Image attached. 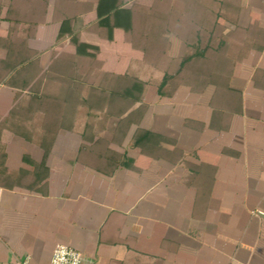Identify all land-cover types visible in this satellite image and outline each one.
I'll use <instances>...</instances> for the list:
<instances>
[{
	"label": "crops",
	"instance_id": "1",
	"mask_svg": "<svg viewBox=\"0 0 264 264\" xmlns=\"http://www.w3.org/2000/svg\"><path fill=\"white\" fill-rule=\"evenodd\" d=\"M119 1L0 0V264H264V0Z\"/></svg>",
	"mask_w": 264,
	"mask_h": 264
},
{
	"label": "trees",
	"instance_id": "2",
	"mask_svg": "<svg viewBox=\"0 0 264 264\" xmlns=\"http://www.w3.org/2000/svg\"><path fill=\"white\" fill-rule=\"evenodd\" d=\"M110 5V8L103 13L100 17V10L98 11V24L101 27H105L108 30V38L109 40L113 39V30L115 28H122L127 32H130L132 30V13L136 12L139 15H150V14H155L157 12L159 13H171V7H156V6H130V7H125L123 3L119 0H114ZM120 2V3H119ZM191 7H184V6H176L174 7V13H188V10ZM194 8V7H193ZM209 8V7H208ZM168 9V10H167ZM200 11V9H199ZM218 9H216L217 13ZM192 12H198L196 8L192 9ZM214 14V13H213ZM142 21H139L138 23L140 24ZM148 24V23H147ZM151 24V23H150ZM152 25V24H151ZM71 42L73 45L76 47V52L78 56L82 57H89V58H95L96 55L93 53H87V48H90L92 50H97V48L88 46L87 44L80 43L79 40L76 37H72ZM166 76L163 78V80H166ZM161 86H164V81L162 82ZM112 88H115V85L112 86ZM141 89L140 85H133L131 90L127 91L129 93L135 92L136 90ZM118 91H115V89L112 90V93H117Z\"/></svg>",
	"mask_w": 264,
	"mask_h": 264
},
{
	"label": "built area",
	"instance_id": "3",
	"mask_svg": "<svg viewBox=\"0 0 264 264\" xmlns=\"http://www.w3.org/2000/svg\"><path fill=\"white\" fill-rule=\"evenodd\" d=\"M52 264H82L81 254L75 249L65 246L58 245L52 254ZM7 264H28L27 261L23 262H11Z\"/></svg>",
	"mask_w": 264,
	"mask_h": 264
},
{
	"label": "rangeland",
	"instance_id": "4",
	"mask_svg": "<svg viewBox=\"0 0 264 264\" xmlns=\"http://www.w3.org/2000/svg\"><path fill=\"white\" fill-rule=\"evenodd\" d=\"M198 10L199 12V8L198 7H194ZM193 8V9H194ZM216 9H218L219 12H223L224 14H230L232 12V7H228V6H223V7H209L208 8V13H216Z\"/></svg>",
	"mask_w": 264,
	"mask_h": 264
}]
</instances>
